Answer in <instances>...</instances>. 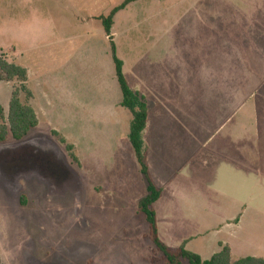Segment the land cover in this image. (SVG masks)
<instances>
[{
  "label": "rangeland",
  "instance_id": "374dc122",
  "mask_svg": "<svg viewBox=\"0 0 264 264\" xmlns=\"http://www.w3.org/2000/svg\"><path fill=\"white\" fill-rule=\"evenodd\" d=\"M123 1L0 0V59L28 69L25 86L30 98L23 93L19 97L32 103L38 113L36 107H41L38 125L24 139L8 136L0 144V264L163 262L146 237L144 216L137 212L146 184L129 140L118 146L112 142L107 146L110 159L99 158L91 150L97 145L90 147L79 132L83 112L75 109L77 104L84 107L88 90L87 109L96 122L106 118L105 108L113 98L107 85L110 77L116 88L117 84L99 17ZM111 33L126 74L139 58L153 84L171 86L173 108L184 114L179 119L187 126L186 134L177 127L173 134L187 142L213 139L209 164L202 166L206 154L200 152L198 161L186 170L180 168L183 176L188 174L172 198L179 216L192 213L195 223L172 226L177 219H163L164 201L159 200L154 209L160 241L174 248L183 245L181 237L201 232L185 248L206 260L210 257L202 250L206 234L230 220L231 226L221 228L217 239L234 246L232 260L261 258L264 0H136L115 15ZM152 59H158L157 63L151 64ZM17 87L16 79L9 80L0 71L5 117ZM62 88L71 96L62 94ZM234 94L231 105L237 110L239 98V111L220 128L219 115L213 119L211 115ZM223 128L235 132L240 154L252 159L248 167L242 161L234 174L217 168L214 142ZM79 142L81 164L77 158L73 163L66 150V145ZM71 153L76 157L73 146ZM233 175L238 178L231 177L227 184L225 176ZM219 205L224 209L215 208ZM235 219L240 220L238 224Z\"/></svg>",
  "mask_w": 264,
  "mask_h": 264
},
{
  "label": "crops",
  "instance_id": "0c3cea01",
  "mask_svg": "<svg viewBox=\"0 0 264 264\" xmlns=\"http://www.w3.org/2000/svg\"><path fill=\"white\" fill-rule=\"evenodd\" d=\"M119 59L123 63L122 71L128 86L130 87V89H132L133 91H137L143 96L147 106V120H146L145 128L142 131V141L145 147L146 162L150 177L154 185L161 190V195L156 202H158L159 200L164 201L163 203L164 209H163L162 217L164 220L173 219L175 217L177 220L172 221V226H187V225L190 226L191 224L195 223L194 217H192V213L191 216H188V213H184L185 215L179 216L180 213L175 207L176 203L175 204L172 203L173 202L172 198L176 195V192L178 190L177 184H181L182 182H184V180L186 179V175L188 174L187 173L185 176H183L182 172H180L179 169L181 168L182 170H186L187 167L190 164H192L193 161H198V159H200L198 153L200 152L206 154L204 157L201 156L203 157L201 158V160H202V166L203 167L207 166L209 164V157L212 156L211 154H208V152L209 153L211 152L208 147L209 144L213 142V139L211 137H201V140L198 139L195 140L194 142V140L190 138L187 142L186 138L175 136L173 134V130L175 127L184 129L186 134L187 126H186V121L183 124L182 121L179 119V118H183L184 114H178L173 108L171 86L169 85L168 88H164L163 84H159L157 83V81L156 83L153 84V78L148 76L147 72H143L146 67H144V70L142 69L140 65L141 60L139 58H137V62L128 71V74H126V66L124 60L122 58ZM164 59L165 58L159 59V61L162 62ZM157 60L158 59H152L149 62H152L151 64H155L157 63ZM111 64L113 68L112 69L113 75L115 78L112 59H111ZM23 68L26 70L27 79H29L28 69L26 67ZM63 79L64 77H62V80ZM39 81H41V78ZM115 83L117 84L116 78H115ZM107 85L111 89L110 92H112L113 90V98L110 97L108 105L105 108L106 111L105 119L103 120L99 119L96 122L95 119L93 118L94 114H91L89 109H87L90 98L89 92L87 93L88 90L84 92V96H86V98H84L83 100L84 107H82V104L81 105L77 104L75 106L76 110H82L83 112V117L78 121L79 128L81 129L79 132L85 135V136L83 135V140L86 144H89L90 147L94 145L99 146V147L97 146L92 147L91 150L98 153L100 155L99 158L101 159L102 157L106 159H110V155L112 152L107 147L109 144L113 142L115 146H118L119 143L122 142L123 140L125 141L128 140L129 125L131 121L130 113L120 105L121 93L118 84L116 88L112 77H110V80L108 81ZM63 88L61 89L63 92L62 94L65 95L68 94V96H71L70 91L67 90L66 88L65 89ZM78 93L81 92L78 91ZM41 96L43 97L44 100L47 99L46 94ZM237 96L239 97V95ZM236 99L238 100V105L236 108L239 111V98ZM9 100L7 102L8 104H9ZM225 102L226 103L223 104L222 101L219 104L220 111L219 112L216 111L215 116H213V114L211 115L212 119L215 118L217 115H219V117L216 120V124H219L218 126H220V128H222L223 125H225V123L230 122L231 119L235 116V112L237 111L235 109V106L231 105L232 102L235 103V94L232 99L229 98V100ZM29 105L34 110L38 119L41 116V109H40L41 107L40 106L36 107L39 110L38 113L36 109L33 108L32 103H30ZM45 105L47 106V104ZM2 108L4 111L3 106ZM223 119H225V121H223ZM234 126L235 125H233L232 130H235ZM237 129L239 130V124L237 126ZM202 130H203V125L201 131ZM225 130L226 129L224 128L222 129L221 137L216 142H214L215 143L214 148L217 151V156H216L217 168L229 174H234L235 172H237L242 168L241 165L242 161L246 162V166L248 167V162L249 160L252 159L249 157L244 158L240 154V146H239L240 143L238 137H235V132L234 131L226 132ZM80 144L81 142H79L78 144L73 143L72 146L76 153V158L81 164L83 149ZM194 144L197 146V148L195 149H194ZM205 148L208 151H205L204 150ZM225 177H227V181H226L227 184L231 183L230 181L231 177L238 178L237 175L225 176ZM238 188L240 189V187ZM234 190L235 192L238 193V189L234 188ZM145 191H146V187H145ZM166 194L168 196L167 199L165 197ZM140 199H138V201ZM154 205H153V209H154ZM174 208L175 211H173ZM215 208L221 210V208L224 209V205L221 206L219 205L216 206ZM155 216H156V212H155ZM239 221L240 220L238 219L234 220L236 224H238ZM204 222H207V220ZM229 222L230 220L221 222L220 227L222 225L223 227L221 228H227L231 226ZM156 224H157V219H156ZM221 228L211 233H207V234L205 233L207 237L205 239L204 245L202 246L203 247L202 250L204 252H208V255L210 257L213 254L220 251V249L224 246H226L229 249L230 256L232 257V251L234 250V246L232 247V244L226 240L217 239V236L221 231ZM157 232H158V226H157ZM201 236H202L201 232L194 231L192 233H188L185 237H181L180 240L184 241L183 246L185 248V244H187L191 239H196L197 237H201ZM261 259L264 260V252Z\"/></svg>",
  "mask_w": 264,
  "mask_h": 264
},
{
  "label": "trees",
  "instance_id": "16d2710c",
  "mask_svg": "<svg viewBox=\"0 0 264 264\" xmlns=\"http://www.w3.org/2000/svg\"><path fill=\"white\" fill-rule=\"evenodd\" d=\"M134 1L136 0H124L118 6L112 8L106 16H100L99 20L109 43L114 74L121 93L120 105L131 115L128 140L138 165L139 174L146 184V194L137 203V212L144 216L147 224L146 237L151 242L154 250L162 255V264H182V261L187 264H264L263 259L255 257L232 260L230 251L226 246L222 247L209 259L202 260L197 254L186 250L183 245L174 249L169 248L158 237L153 205L160 197L161 190L154 185L150 177L145 147L142 141V131L147 120V106L143 96L128 86L122 71L123 63L116 55V48L111 34L115 15ZM0 71L7 79H16L19 82V87L15 88L11 94L6 117L0 105V144H2L8 136L15 141L24 139L32 129L36 128L38 119L27 101L19 97V94L23 93L27 99L30 98V92L25 86L27 80L26 70L21 66L0 59ZM53 135H56V133L54 132ZM60 142L64 144V139L60 138ZM66 150L69 153L70 160L77 163L75 155L71 153L72 146L66 145Z\"/></svg>",
  "mask_w": 264,
  "mask_h": 264
}]
</instances>
